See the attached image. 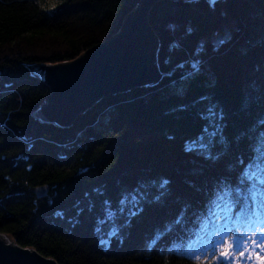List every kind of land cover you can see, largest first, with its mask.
<instances>
[{"label": "trees", "instance_id": "trees-1", "mask_svg": "<svg viewBox=\"0 0 264 264\" xmlns=\"http://www.w3.org/2000/svg\"><path fill=\"white\" fill-rule=\"evenodd\" d=\"M140 2L66 0L49 11L39 0H0V232L60 264H201L184 251H170L168 236L158 238L150 250L148 241L179 211L178 201L191 206L187 228L199 227L220 181L229 175L228 164L240 153L247 161L248 141L237 145L233 137L264 114V102L241 110L249 82H264V0H219L214 11L205 0H160L149 12L158 39L159 78L102 97L70 125L42 120L35 111L51 86L32 69L71 61L107 40ZM169 25L177 26V36L188 26L193 32L182 41L184 51L172 53L166 65L173 39ZM227 28L232 42L218 51L209 46L187 94L173 95L161 72L185 59L201 38ZM201 96L224 113L230 147L217 162L183 151L185 141L206 123L197 115L204 104L193 106ZM180 105L187 110H179ZM194 167L199 175H192ZM147 177L167 178L170 195L145 204L105 248L95 231L101 201L109 199L115 206L123 188ZM231 182L236 183L235 175ZM38 185L47 188L43 197L35 192Z\"/></svg>", "mask_w": 264, "mask_h": 264}, {"label": "snow or ice", "instance_id": "snow-or-ice-1", "mask_svg": "<svg viewBox=\"0 0 264 264\" xmlns=\"http://www.w3.org/2000/svg\"><path fill=\"white\" fill-rule=\"evenodd\" d=\"M189 2H198V0H189ZM205 2L209 9L214 11L219 0H205ZM51 7L55 8L56 4H51ZM169 30L173 39L169 41V56L164 61L166 65L171 64L172 53L184 51L182 41L193 32L191 26H188L179 36L176 35L178 32L176 25H169ZM232 40V32L227 29L223 32L215 31L210 36L201 38L195 47L186 54L185 59L177 62L169 71L161 72V79L169 81L168 88L173 95L183 98L192 81L201 74L203 55L207 48L211 46L214 51H218L230 44ZM32 72L36 78H43V69H32ZM177 72H179V76L176 75ZM261 102H264V82L252 80L246 86L242 96L241 110L248 111L254 104L258 105ZM197 104H204L197 115L206 123L202 125L197 136L185 141L183 151L186 155L198 159L217 162L223 158L230 147L229 141L224 135L226 125L224 124L223 110L218 105L208 102V98L203 96L193 102V106ZM187 108V105L179 106V110H187ZM244 140L248 141L247 161H245L244 154L240 153L228 164L229 175L220 181L221 187L216 192V199L211 202L212 208L207 216L201 218L199 227L195 231L187 228V214L191 206L186 201H178L179 211L172 219L157 227L153 237L148 241L149 250L158 242V238L162 239L168 236L171 238L172 245L170 251L190 253L197 244L203 243L202 232L217 227L222 228L227 224L228 220L232 218L230 212L233 209H238V216L248 215L251 218L264 215V114L258 115L247 129L239 131L233 137V142L237 145ZM199 174L200 170L194 167L192 175ZM232 175H235V184L231 182ZM189 183L199 191L195 184H192L191 181ZM169 184L170 181L164 177H147L138 181L131 188H123L115 206L109 199L102 200L101 212L95 218V231L99 243L106 248L112 238L119 239L122 228L129 225L132 218L143 212L145 204L160 203L170 195ZM97 194H101L99 190H97ZM221 204L224 205V208L221 209L223 214L218 215L216 209L220 208ZM88 209L89 211L95 209V203L91 199L88 202ZM77 210L78 212L83 211L79 205H77ZM58 215H62V213H58ZM121 220L123 223L120 222ZM221 220L224 221V224H221ZM248 239L251 238L245 237L243 234H240L239 237L231 236L229 238L226 236L219 243L214 244L211 252L195 255L193 259L201 264H221V261L225 264H234V258H236L238 264V258L244 257L245 251L248 250L246 247ZM252 244L264 250V241L252 240ZM259 259L264 264V256H259Z\"/></svg>", "mask_w": 264, "mask_h": 264}, {"label": "water", "instance_id": "water-1", "mask_svg": "<svg viewBox=\"0 0 264 264\" xmlns=\"http://www.w3.org/2000/svg\"><path fill=\"white\" fill-rule=\"evenodd\" d=\"M158 1L141 0L118 33L77 58L35 67L43 69V78L51 86L47 100L35 113L42 120L70 125L102 97L155 82L160 76L155 58L158 39L149 12ZM46 191L45 185L35 187L41 197ZM0 264L60 263L0 232Z\"/></svg>", "mask_w": 264, "mask_h": 264}, {"label": "rangeland", "instance_id": "rangeland-1", "mask_svg": "<svg viewBox=\"0 0 264 264\" xmlns=\"http://www.w3.org/2000/svg\"><path fill=\"white\" fill-rule=\"evenodd\" d=\"M66 0H39L40 5L49 11L57 10ZM56 4L55 8L51 7V4Z\"/></svg>", "mask_w": 264, "mask_h": 264}]
</instances>
